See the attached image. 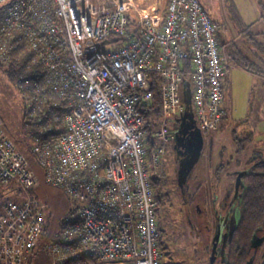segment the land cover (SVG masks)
<instances>
[{
    "label": "built area",
    "instance_id": "2783aa9c",
    "mask_svg": "<svg viewBox=\"0 0 264 264\" xmlns=\"http://www.w3.org/2000/svg\"><path fill=\"white\" fill-rule=\"evenodd\" d=\"M130 19L132 35L110 41ZM223 27L202 0H153L150 8L135 0H0V48L23 41L41 70L25 92L44 134L32 149L48 181L78 203L48 244L55 264L81 256L164 264L152 177L163 173L164 144L177 131L169 118L178 122L186 109L182 83L202 131L221 124L233 65ZM36 180L0 120V264H25L40 243L47 202L28 192ZM16 189L25 198L1 200Z\"/></svg>",
    "mask_w": 264,
    "mask_h": 264
},
{
    "label": "rangeland",
    "instance_id": "374dc122",
    "mask_svg": "<svg viewBox=\"0 0 264 264\" xmlns=\"http://www.w3.org/2000/svg\"><path fill=\"white\" fill-rule=\"evenodd\" d=\"M135 1L146 8H150L153 2ZM202 2L208 12L224 25L222 31L225 40L230 42L227 49L231 50L230 60L233 65L225 78V115L218 129L203 131L205 143L202 155L188 178L191 184L186 190L192 191L194 186L199 185L200 189L210 191H207L209 196L215 191L222 197L226 188L235 183L239 169L264 159V31L261 30L264 29V0ZM19 84L18 78H10L0 68V120L6 132L26 154L37 175L36 182L28 192L47 202L49 237L61 229L62 222L78 203L63 188L48 181L46 169L38 154L30 149V145L33 146L43 133L33 135L34 131H41L38 113L25 118V110L29 108L25 92L29 93L33 87ZM180 123L181 120L176 122V117L169 118V124L174 129H178ZM164 146L166 151L161 165L163 173L159 175L158 181L161 199L158 220L163 228V263L209 264L205 231L199 225L198 216L192 215L187 209L178 184L175 141L167 142ZM255 153L260 156L252 159ZM220 166V170H217ZM25 196L26 193L16 189L7 192L1 200H22ZM54 263L55 254L43 243L25 260V264Z\"/></svg>",
    "mask_w": 264,
    "mask_h": 264
},
{
    "label": "flooded vegetation",
    "instance_id": "af4514ba",
    "mask_svg": "<svg viewBox=\"0 0 264 264\" xmlns=\"http://www.w3.org/2000/svg\"><path fill=\"white\" fill-rule=\"evenodd\" d=\"M187 135L188 132L183 134L181 138L184 144ZM173 141L176 144L175 137ZM181 147L180 150L183 151L184 149ZM175 150L179 161L181 156L178 155L176 146ZM245 169L249 170L248 166L239 169L238 172ZM189 180L183 188L184 191L182 189L181 191L188 206L187 209L192 215L198 216L199 225L205 231L204 238L210 256L209 264H264V238L260 242L261 238L264 237V223L254 230L249 244L241 245L235 238L242 215V200L246 187L244 176L243 183L239 185L237 191L234 183L231 187L226 188L222 197H219L215 191L209 196L208 192L210 191L200 189L199 185L187 192L186 189L191 184Z\"/></svg>",
    "mask_w": 264,
    "mask_h": 264
},
{
    "label": "trees",
    "instance_id": "16d2710c",
    "mask_svg": "<svg viewBox=\"0 0 264 264\" xmlns=\"http://www.w3.org/2000/svg\"><path fill=\"white\" fill-rule=\"evenodd\" d=\"M264 7V4H262ZM220 21L219 19L215 18ZM135 22L130 19L128 23V30L124 36L114 37L110 36L109 39L112 42H120L129 36L132 35L133 30L135 29ZM258 44L262 45L260 42ZM13 47L7 49L6 47L0 48V68H2L5 73L8 74L10 78H18L19 85L26 87H33L35 83L41 76V70L38 64H33L30 62V56L32 51L25 46V43L22 41L12 42ZM231 56V50H228ZM250 61V59L248 58ZM154 104L153 111L155 116L161 114V93L158 87L154 83ZM51 100L49 99L48 103L50 105ZM31 116L29 115L28 108L25 110V118L28 119ZM41 131L37 130L33 132L34 136L41 135ZM44 135V134H43ZM32 149V145H30ZM242 147H240V150ZM220 166L217 170H220ZM249 172L244 175L245 189L242 200V215L239 226L235 233V238L241 243V245L249 244L250 238L254 230L261 224L264 223V159L257 160L255 163L248 166ZM160 176H153V186L158 201V207L161 203V199L158 193V181ZM159 221V220H158ZM47 222V220H46ZM44 225V232L40 243L48 245L56 240L63 228V222L61 229L56 231L51 236H47V223ZM160 224V223H159ZM161 230L163 231L162 226L160 225ZM63 264H98L97 259L90 256H81L77 258L66 259Z\"/></svg>",
    "mask_w": 264,
    "mask_h": 264
},
{
    "label": "water",
    "instance_id": "95a60500",
    "mask_svg": "<svg viewBox=\"0 0 264 264\" xmlns=\"http://www.w3.org/2000/svg\"><path fill=\"white\" fill-rule=\"evenodd\" d=\"M183 99L186 109L181 117L179 128L175 132V146L178 148V155L181 156L178 161L177 179L182 190L189 176L191 175L194 166L201 158L205 142L203 131L196 123V119L194 117L191 105V90L189 86H187L183 91ZM188 129L190 130L188 131ZM187 132L188 135L186 136V141L184 144L181 141V138L183 137V134H186ZM181 146L184 149L183 151L180 150ZM248 172L249 171L247 169L238 172L235 181L236 191L238 190L239 185L243 183V176ZM263 238L264 237L261 238L260 242L263 240Z\"/></svg>",
    "mask_w": 264,
    "mask_h": 264
},
{
    "label": "crops",
    "instance_id": "0c3cea01",
    "mask_svg": "<svg viewBox=\"0 0 264 264\" xmlns=\"http://www.w3.org/2000/svg\"><path fill=\"white\" fill-rule=\"evenodd\" d=\"M262 26L264 27V24L262 23ZM261 30H263L264 31V29H261ZM226 38H225V35H224V33H223V31H222V40H223V42L224 43H227V48H228V46L230 45V42L228 41V40H225ZM230 58H232V56L230 57ZM232 67V66H231ZM230 67V68H231ZM230 68H229V70H230ZM248 70V69H247ZM228 73H229V71H228ZM228 75V74H227ZM226 75V76H227ZM258 75V74H257ZM264 78V76H262V79ZM225 83H226V81H225ZM257 156H260V154L259 153H257V155H256V153L252 156V159H254V158H256ZM35 252V251H34ZM30 257V256H29ZM55 264V263H54ZM98 264H134V261H132V260H125V261H116V262H101V261H98Z\"/></svg>",
    "mask_w": 264,
    "mask_h": 264
}]
</instances>
